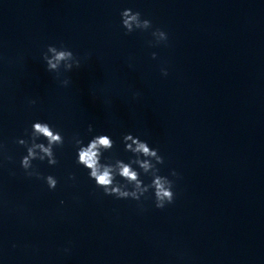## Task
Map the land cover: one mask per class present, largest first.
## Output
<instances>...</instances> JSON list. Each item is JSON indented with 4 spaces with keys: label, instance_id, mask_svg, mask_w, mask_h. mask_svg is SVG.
Wrapping results in <instances>:
<instances>
[{
    "label": "water",
    "instance_id": "water-1",
    "mask_svg": "<svg viewBox=\"0 0 264 264\" xmlns=\"http://www.w3.org/2000/svg\"><path fill=\"white\" fill-rule=\"evenodd\" d=\"M129 8L167 43L126 34ZM61 44L81 66L57 79L42 54ZM35 121L65 138L58 164L33 161L55 190L20 166ZM127 133L164 157V209L106 196L76 163L77 134L128 162ZM0 144V264H264V0H0Z\"/></svg>",
    "mask_w": 264,
    "mask_h": 264
},
{
    "label": "clouds",
    "instance_id": "clouds-1",
    "mask_svg": "<svg viewBox=\"0 0 264 264\" xmlns=\"http://www.w3.org/2000/svg\"><path fill=\"white\" fill-rule=\"evenodd\" d=\"M121 26L125 29L126 34L136 30L147 31L152 29L151 35L153 41H149L150 46L166 44L168 34L160 29H153L151 20L142 18L139 11L132 9H124L121 13ZM156 58V53L152 54ZM42 59L46 63V70L56 74L59 79L64 72H69L73 68H80L81 58L74 54L69 48L61 44L59 48L54 45H48L47 51L42 54ZM162 74L167 76V69H162ZM63 86H68L70 80L64 78L60 80ZM35 100H30L29 104L34 105ZM94 131L93 125L89 124L87 133ZM27 139H17L16 143L26 149V154L20 160V166L28 177L35 176L37 179H44L49 190H55L58 184L57 179L52 175L42 176V174L34 167L33 161H47L49 166L58 164L55 149L62 147L65 138L61 132L54 129L49 123L44 121H35L31 124V131L25 130ZM43 138L47 143L38 142ZM72 142L76 147L77 159L76 163L88 170L89 178L95 182L97 188L103 190L106 196H113L116 199H132L140 201L147 193L152 192L154 206L157 209H164L167 205L174 203L176 193L174 191L175 181L169 179L168 176L160 174L158 165L164 164V157L159 154L158 148L150 147L147 141L141 140L139 136L127 133L122 137L124 151L132 153L128 162L121 159L104 158V153L113 149L115 142L107 134H97L92 136L87 144L79 134L72 137ZM4 146L0 144V151ZM8 160L12 157L8 156ZM103 160V162H102ZM133 165L138 166L134 168ZM141 172L151 176V182L145 184L141 179ZM171 176L177 177L178 173L172 170ZM121 178L124 183L117 180ZM70 179L75 180V175H71ZM63 203V201H61Z\"/></svg>",
    "mask_w": 264,
    "mask_h": 264
}]
</instances>
